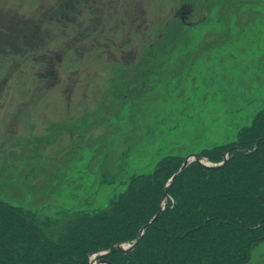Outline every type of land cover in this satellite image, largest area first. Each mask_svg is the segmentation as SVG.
Masks as SVG:
<instances>
[{
	"label": "rangeland",
	"instance_id": "1",
	"mask_svg": "<svg viewBox=\"0 0 264 264\" xmlns=\"http://www.w3.org/2000/svg\"><path fill=\"white\" fill-rule=\"evenodd\" d=\"M98 1L84 6V23L65 19L77 35L58 23V0H0L1 23L34 17L30 43L16 39L15 52L0 46V79L9 76L0 85V198L35 217L103 209L165 155L183 163L235 142L264 108V0ZM181 4L191 6L186 21L176 15ZM97 11L100 23L85 32ZM170 33L175 40L164 47ZM40 35L46 46L37 45ZM153 39L139 64L113 63L136 60L132 46ZM49 63L60 82L40 88ZM135 240L115 243L109 249L122 247L111 254L132 252L123 246ZM254 246L245 264H264V242Z\"/></svg>",
	"mask_w": 264,
	"mask_h": 264
},
{
	"label": "trees",
	"instance_id": "2",
	"mask_svg": "<svg viewBox=\"0 0 264 264\" xmlns=\"http://www.w3.org/2000/svg\"><path fill=\"white\" fill-rule=\"evenodd\" d=\"M71 24L65 26L74 33ZM38 29L41 31L42 24ZM90 29V24L84 27L85 32ZM175 35L163 36L164 47L174 42ZM154 43L153 39V43L134 44L136 60L123 62L115 58L113 63L139 64L153 52L144 54L143 46ZM42 78L40 88H46V83L50 87L60 82L58 74L47 72ZM130 101L138 102L133 98ZM262 137L264 108L256 113L250 125L238 131L235 142L201 153L219 163L226 150L234 147L223 167L205 169L196 162L191 164L172 186L165 210L147 228L139 246L132 252L116 251L109 255L110 261L245 264L254 245L264 242V139L254 152L246 154ZM182 161L179 156L165 155L151 173L135 175L125 193L95 212L82 210L74 216L39 218L34 216L35 211L0 198V264H87L91 254L112 248L121 240H135L141 228L158 212L165 184Z\"/></svg>",
	"mask_w": 264,
	"mask_h": 264
},
{
	"label": "flooded vegetation",
	"instance_id": "3",
	"mask_svg": "<svg viewBox=\"0 0 264 264\" xmlns=\"http://www.w3.org/2000/svg\"><path fill=\"white\" fill-rule=\"evenodd\" d=\"M95 2L98 7L101 6V3L98 0H58L57 3L52 4L51 6L57 7L58 4L61 6L63 15L62 18L58 21V23H66L65 20L66 18H68L69 22L73 21V23H84L83 21L78 20V16L83 13L84 6L89 7L91 4L94 6ZM190 8H191L190 5L181 4L180 7L177 9L176 15H178L182 19V21H186L185 17L187 16V14L191 13ZM68 11L76 12V17L73 19L71 16L67 15L66 12ZM99 18H100V14L99 11H97L94 14H92L90 18L86 20L85 23H88V25L90 24L92 26L91 23H100ZM33 21H34L33 16H30L28 18H23V16H18V19L15 22L16 24L10 22L9 23L0 22V46L4 45L7 48H11V50L15 52L16 49H19L18 47L13 46L16 39H22L24 42L30 43L31 33L34 32L31 26V23H34ZM39 23L42 22L39 21ZM1 37H3V39ZM46 44H47L46 37L40 35L37 41V45L46 46ZM23 53L25 54L26 52L23 51ZM26 58L30 59L31 55L29 54ZM47 72L57 74V65L56 64H48L47 66L43 65L40 76L46 75ZM8 79L9 76H5L1 78L0 85L6 87ZM42 81H44V78H42Z\"/></svg>",
	"mask_w": 264,
	"mask_h": 264
},
{
	"label": "water",
	"instance_id": "4",
	"mask_svg": "<svg viewBox=\"0 0 264 264\" xmlns=\"http://www.w3.org/2000/svg\"><path fill=\"white\" fill-rule=\"evenodd\" d=\"M264 139V137L258 139V141L256 142L254 148L252 150H247L246 154L252 153L254 152L260 145L261 141ZM236 148L239 149L238 146H236ZM232 148H229L228 150H226V152L224 153V158L222 162L219 163H212L210 162L208 159H206L205 157H203L201 154L198 153H192V154H188L185 157V161L182 163V166L179 167L178 171L172 176V178L169 180V182L167 183L166 186V190L165 193L162 197V199L160 200L159 203V207H158V212L156 213V215L147 223L145 224L139 234L138 237L136 238V240L134 241L133 245L130 247H124L125 251H131L135 248L136 244L139 242V240L144 236L145 232L147 231V228L152 225L163 213V211L166 208V202H167V198H168V194H169V190L172 187V185L175 183V181L178 179V177H180L179 175L182 174L186 167H189L193 161H198L199 163H201L203 166L207 167V168H221L223 167L227 161H228V156L229 153L231 152ZM122 247L121 245L116 246L114 249H109V250H104L99 252L98 254H96L95 256H92L94 258H92L90 260V262L88 264H113L110 260L106 259V255L111 254L114 250L118 249Z\"/></svg>",
	"mask_w": 264,
	"mask_h": 264
},
{
	"label": "bare ground",
	"instance_id": "5",
	"mask_svg": "<svg viewBox=\"0 0 264 264\" xmlns=\"http://www.w3.org/2000/svg\"><path fill=\"white\" fill-rule=\"evenodd\" d=\"M200 12V11H199ZM199 14V13H198ZM202 16V15H201Z\"/></svg>",
	"mask_w": 264,
	"mask_h": 264
}]
</instances>
